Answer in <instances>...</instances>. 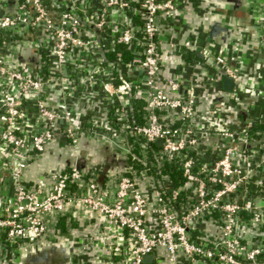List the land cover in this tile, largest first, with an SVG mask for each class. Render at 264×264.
Listing matches in <instances>:
<instances>
[{"label":"built area","instance_id":"obj_1","mask_svg":"<svg viewBox=\"0 0 264 264\" xmlns=\"http://www.w3.org/2000/svg\"><path fill=\"white\" fill-rule=\"evenodd\" d=\"M64 1L68 10L60 25L47 0H22L13 15L0 18V242L21 247L55 238L61 234L59 224L89 214L88 227L106 236L98 247L92 240L85 244L87 254H97V264H146L149 255L154 256L150 264H264V213L242 195L255 181L259 164L253 144L263 134L220 127L219 135L231 142H216L210 138L213 128L196 126V84H185L181 77L162 80L167 61L159 19L178 8L185 11L192 0ZM92 3L98 7L91 8ZM256 13L264 29V0ZM40 26L54 39L58 65L90 44L100 53L89 80L91 86L103 82L113 106L110 137H101L125 158L121 174L102 178L73 167L47 174L46 185L26 179L30 164L41 159L49 143L62 136L77 142L74 128L60 132L55 127L71 121L72 113L55 114L44 103L43 87L54 80L44 73L32 76L1 53L3 43ZM112 45L130 49L128 65L141 79L131 82L123 75V60L106 58ZM171 50L181 58L195 52L189 41ZM215 62L237 78L226 58L215 56ZM188 63L182 59V66L200 71L198 61ZM57 76L62 85L69 82ZM200 80L222 88L221 82ZM32 97L39 102V118L38 130L29 133L24 110ZM134 100L143 104V123L135 120ZM213 154L217 159L209 162ZM240 160L256 169L243 174ZM100 250L106 254L100 256Z\"/></svg>","mask_w":264,"mask_h":264},{"label":"crops","instance_id":"obj_2","mask_svg":"<svg viewBox=\"0 0 264 264\" xmlns=\"http://www.w3.org/2000/svg\"><path fill=\"white\" fill-rule=\"evenodd\" d=\"M47 2L52 6V17L56 25H60L63 12L68 10L67 3L64 0ZM21 3L22 0H0V18L13 15ZM190 3L185 11L178 8L173 14L159 19L167 61L162 80L169 76L181 77L185 84H196V126L206 131L213 128L215 132L210 130V138L216 142H231L219 135L220 127L231 131L251 128L263 134L253 144L256 154L254 159L259 164L255 181L242 195L247 198L248 203L264 213V29L259 24L260 17L256 13L263 0H192ZM89 6L98 7L93 3ZM83 28L89 30V25H84ZM188 41L201 64L198 72L193 66H182L183 56L181 58L171 50V46ZM54 48V39L43 26L32 31L22 30L19 35L1 46V53L6 61L37 78L44 73L46 78L54 80L45 83L43 87L41 94L44 103L55 114L71 112V121L57 122L55 127L61 132L70 126L74 128L77 136L76 144L63 136L49 143L41 159L30 164L26 179L33 184L46 185L47 181L44 179L47 174L69 170L77 164L102 178L121 174L126 166L125 158L119 156L116 150L108 146L107 140L101 137H110L111 119L114 118L113 106L105 94L103 82L98 80L91 86L89 80L93 67L100 60V53L90 44L87 49L73 50L68 61L58 65ZM109 50L108 56L110 53L117 55L115 59H109L110 61L121 59L126 64L123 66V75L126 78L131 82L141 79L142 74L128 65L133 57L127 46L112 45ZM122 51H127L130 59L121 58ZM219 55L230 61L237 74L233 89L227 94L221 67L215 62V56ZM57 75L65 77L69 82L62 85L57 81ZM199 76L204 80L221 82L223 89L203 85ZM186 93V90L182 91V94ZM38 105L39 102L34 97L27 100L24 113L26 130L29 133L38 130ZM215 159L217 155L213 154L209 162ZM248 163L242 160L238 162L243 174L255 168ZM89 217V214H83L81 218L72 219L70 223L59 224L61 234L57 237L78 242L82 253L73 256L64 239L54 247L48 242L54 238H50L43 239L38 245L27 244L26 248L16 251L3 241L0 242V264H39L35 261L38 257H44L46 264H62L61 259L69 264V255L75 258V262L78 260L76 264H97V254H87L85 244L92 240L95 247H98L106 240V236L103 232L98 234L92 227H88L86 223ZM99 224L103 222L100 221ZM105 254L104 250H100V256Z\"/></svg>","mask_w":264,"mask_h":264},{"label":"water","instance_id":"obj_3","mask_svg":"<svg viewBox=\"0 0 264 264\" xmlns=\"http://www.w3.org/2000/svg\"><path fill=\"white\" fill-rule=\"evenodd\" d=\"M222 75L224 77V87H225L226 94H227L228 92L232 91L233 85H234V80H233V78L229 77L224 71H222ZM156 144L158 146H161L162 145V142L161 141H158ZM108 146H110L111 149H113V146L112 145H108ZM69 166H72V165H69ZM75 167H77V168L80 169V168L83 167V165L77 164V165H75ZM63 239L64 238L56 237L53 240H49L48 242H50V244L52 245V247H54V246L59 245V242H61ZM64 240L66 242L65 243L66 244V247L67 248H71L70 251L73 254V256L82 253V247L80 246V244L78 242L72 241V240H69V239H64ZM41 242H43V240H41L39 242H36V243H32L31 245H38ZM10 247H12L13 251L20 250V249L22 250V249L26 248V246L25 247L24 246H22V247H13V246H10ZM63 253L65 254V250L63 251ZM73 256H70L69 255L67 257V260H68V263L69 264H76L77 263L78 260L76 259L77 261L75 262V260H73V259H75V258H73ZM153 259H154V256L149 255V256H146L144 258V262L146 264H150L153 261ZM35 261L37 263H39V264H46V260H45L44 257H38L37 260H35ZM60 262L62 264H66V260H64V259H61Z\"/></svg>","mask_w":264,"mask_h":264},{"label":"trees","instance_id":"obj_4","mask_svg":"<svg viewBox=\"0 0 264 264\" xmlns=\"http://www.w3.org/2000/svg\"><path fill=\"white\" fill-rule=\"evenodd\" d=\"M136 22H138V20H136ZM139 24V22H138ZM120 54L122 55L121 58L125 59V60H128L130 59V55L127 51H122L120 52ZM117 57L116 54L114 55H110L108 56V54H106V58L109 60H112V59H115ZM183 59L186 61V62H196L198 61V58L194 55L193 52H186L184 55H183ZM134 117H135V120L139 123H143V119H142V102L139 101V100H134ZM178 176L180 177V174H178ZM173 179L174 181L176 180H179L180 182L183 183V180L182 179H179V178H176V174H173ZM65 223V222H63Z\"/></svg>","mask_w":264,"mask_h":264},{"label":"flooded vegetation","instance_id":"obj_5","mask_svg":"<svg viewBox=\"0 0 264 264\" xmlns=\"http://www.w3.org/2000/svg\"><path fill=\"white\" fill-rule=\"evenodd\" d=\"M26 245H27V244H24V245H22V246H24V247H25ZM28 245H31V244H28ZM22 246H21V247H22Z\"/></svg>","mask_w":264,"mask_h":264}]
</instances>
